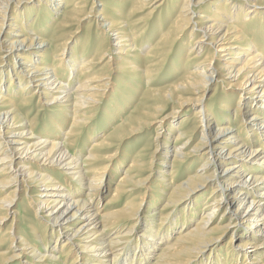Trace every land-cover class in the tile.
I'll list each match as a JSON object with an SVG mask.
<instances>
[{
	"label": "bare ground",
	"instance_id": "bare-ground-1",
	"mask_svg": "<svg viewBox=\"0 0 264 264\" xmlns=\"http://www.w3.org/2000/svg\"><path fill=\"white\" fill-rule=\"evenodd\" d=\"M12 1L14 0H0V29L4 20L9 17L6 14L9 10V3ZM117 1L121 5L126 4L125 0ZM138 1L153 9L152 6L162 0ZM254 1L245 0L248 7L239 1L231 3L228 7L224 0L217 3L218 5L210 11L208 16L202 14L194 17L193 7L201 5L203 0H196L193 3L190 0H184L175 17L173 26L178 25V29L182 30L190 29V36L195 32L200 34L188 50L185 65L188 66L193 61L202 60L201 65L204 70H187L182 79L174 86L171 85L169 89L172 88L175 92L177 88L187 89L196 95L205 92V89L212 84L221 83L226 86V89H237L240 93H237V106L233 112H230L228 101H222L219 114H216L219 115L218 118L207 111L208 107L203 103L204 94L195 99L193 104H198L199 109L194 118L201 123L200 131L204 135L191 151H184L189 144V137L182 131L175 134L172 150L166 147L168 143L165 141L168 140L166 138L163 139L164 143L158 153L157 149L160 146L157 145L152 156L158 154V162L155 166L159 175L158 181L161 183H165L162 179L164 175L169 176V181H171L178 167L192 164L195 161H200V163L194 172L186 179L184 178L185 180L177 183L175 187H169L170 194L159 209V213H153L149 218L145 216V219L141 217L140 206L148 204V199L152 197V188H148L150 174L144 177L149 171H146L145 164L137 158L130 160L125 174L123 173L124 175L118 180L119 184L113 189L111 198L105 202L103 208L95 209L93 212L92 208H94V202H99L103 196L102 189L104 188L100 189L99 184L103 182L104 175L110 179L113 168L118 167V164L116 166L113 164L115 157H112V154H108L109 156L104 160L97 159V151L106 148L110 150L117 138L126 134L123 132L124 129L134 125L144 116H149L148 113L137 111L135 117L125 121L119 129L117 128L118 131L107 135L103 141L90 145L91 149L87 157L79 163L74 158V153L66 149L65 145L74 142L71 138L76 136V128L88 118L86 109L92 107L89 103L96 102L97 92L101 91L100 86L103 90L106 84L97 85V81L93 80L89 81L90 84L86 83L88 77L81 73L82 68H85L83 62L80 64L81 69L77 71L78 75H83L76 78L77 87L71 92L69 85L64 84L61 72L67 69L66 63L69 64V69L75 66L76 56L59 64L58 68L50 65L43 66L41 61H38L40 56L37 53L45 50V41L40 39L38 41V35L28 33L27 38L12 39L8 42L7 56L15 55L17 65L16 63L7 65L10 71L6 74L7 76L5 75L6 80L8 85L15 86L17 81V87L22 88L17 89L20 94L15 95L10 91L14 87L10 89L5 87L6 90L2 92L4 84L0 83L2 86L0 88V222L8 214L13 215L7 233H1L0 264H10L11 261L19 260L18 258L24 256L25 260L21 262L22 264H65L64 261L68 255L73 257L70 264H128L126 262L131 247L126 244L131 240L129 236L135 224L141 221L143 231L132 239H136L134 241L136 242L135 251L137 249L132 257V264H145L150 254L160 244H162L159 248L160 252L154 256V264H200L203 261L209 262L208 264H225L228 259L233 264H237L238 259H241L242 264H264V39L254 36H249L247 39L243 30L250 21V16L252 17L256 12L249 3ZM42 2L50 9L58 6L56 1H51L52 7ZM91 4L96 5L97 0H92ZM132 6L133 3L129 7L132 9ZM233 8L234 12H232ZM87 16V18L90 17V15ZM234 17L241 26L238 24L234 26ZM93 18L95 19L92 23L97 30L106 31L108 27V32H116L118 42L113 45L116 48L109 50L123 57H119L121 62L115 63V68L122 66L129 72L141 74L146 78L150 71L148 67L144 69L145 59L151 53L146 57H141L140 53H137L134 38L130 39V47L124 51L122 46L128 35L123 33V27L111 22H107L108 25H106V19L102 13ZM13 23L14 30L18 32L23 30L24 26L18 19H13ZM262 30L264 32V27ZM259 43L260 47H258ZM99 50L101 53L98 55L97 63L94 64H101L107 59L105 57L107 52H104L102 47H99ZM214 54H219L222 58L221 66L210 65ZM107 60V64L112 61L111 57ZM240 60L243 65L236 68L235 64ZM206 61L208 63H205ZM58 70L61 72L59 73ZM71 71L72 69H70V74ZM105 79L107 78L104 77L98 81ZM0 81H3L2 75ZM28 90V94L24 93ZM4 92L7 94H2ZM9 93L15 97L22 96L18 105L9 98L11 97ZM34 96L43 105L50 103L64 105L61 106L64 112V115L60 116L62 120H51L55 132H62V121L67 123L70 121L68 130L63 132V138L59 136V140L64 139L63 142L60 143L53 139L48 143L46 139L51 138L48 133H37L34 121L29 124L26 122L28 107ZM244 96L245 99H242ZM165 97L169 100L171 95L165 94ZM43 100H45L44 103H42ZM155 109H158L157 113L161 107ZM250 112L253 114L247 119V114ZM163 119L158 120V131L164 130ZM235 121L241 123L239 131L231 126ZM175 127L170 128V132ZM159 133L155 135L156 139ZM185 139L186 141L183 142ZM257 143L261 145L254 148ZM47 147H49L48 150L44 151ZM108 159L110 162L103 164V161ZM247 170L252 174L245 175ZM60 175L65 176V179L60 180ZM73 180L76 181L77 187L76 184L69 183ZM31 186L36 189V196L39 197L34 202L36 208L33 216L45 213L46 216L40 218L49 223L51 231L57 234L55 245L52 247H48L46 243L43 244L42 237H35L37 234L32 225L30 230L34 238H38L37 240H26L23 229L14 224L16 212L11 211L14 205L13 200L16 195L22 193L27 195V190ZM168 186L169 183H167ZM8 188H11L10 192H7ZM139 188L146 189V191L141 193ZM38 189L43 191L37 192ZM209 189V193L205 196ZM82 196L84 199H81ZM121 198L126 199L125 204L111 211V208H114ZM155 199L156 202L157 198ZM153 206L154 204L152 206L149 204V207L153 208ZM167 207L171 211L165 214L163 212ZM199 207H202V211L205 210L200 214L199 220L189 228L183 229L184 225L192 222V217L198 213ZM179 212L183 213V217L177 222L176 216ZM156 218L159 221L158 229L152 233ZM224 220L227 221L223 222ZM79 222H82L81 225L74 228ZM160 228L162 231L158 234ZM177 228L178 232H175ZM112 230L114 232L110 234ZM228 233H231L228 243L232 242V237L236 233V240H241V242L236 245L237 252H230L227 246L226 251L224 250L225 256L229 254L230 256L225 257L223 261L218 254L220 252L215 253V256L212 255L216 252L215 247L218 246L217 243L221 241V237ZM38 243L42 246L40 247ZM6 245L8 247L4 249ZM212 249L215 251L211 252ZM57 254L61 256L57 257ZM248 259L249 262H247Z\"/></svg>",
	"mask_w": 264,
	"mask_h": 264
},
{
	"label": "rangeland",
	"instance_id": "rangeland-1",
	"mask_svg": "<svg viewBox=\"0 0 264 264\" xmlns=\"http://www.w3.org/2000/svg\"><path fill=\"white\" fill-rule=\"evenodd\" d=\"M42 1L48 3L50 6L52 4L51 1H56L58 3V6L54 7V9H50L45 7V4ZM125 1L127 5H121L117 0H97L96 5L91 4L92 0H14L9 3V10L6 14L9 17L8 19L4 20L3 25L0 29V76H3V81H0V83L4 84V86H0V88H4L2 90L3 92L8 87L9 89L14 87L10 91H12L15 95L20 94L17 89H21L22 87H17V81L15 82V86L8 85V81L6 80V74L10 71L8 70L10 68L7 65L12 63H16L15 65H17L15 55H12V57L7 56L6 47L10 40H21L24 37H29V34H36L38 35V41H45V50L37 53L40 56V60L38 61H41L40 63L43 66L50 65L54 68H58L59 64L71 59L72 56H76L75 59L77 60V62L75 61V66L70 68L72 69L71 74L69 64L67 63V71L65 70L64 72H61L60 70H58L59 73H63L62 80L64 81V84L69 85V89L71 92H73L77 87L78 83H76L75 81L76 78L79 77V75L82 76L83 74L88 77V81L86 80V83L90 84L91 82L89 81L93 80L97 81V85H102L103 83L106 84L103 86V90L102 86H100L101 91L99 90L97 92V97L95 99L96 102L94 104L89 103V105L92 107L86 109V117L88 118H86L84 122L82 121L81 124H79L78 128H76V136L74 138H71L72 140L74 139V142H70V144L65 145L66 149L74 153V158L77 159L79 163L83 162L87 157L88 151L91 149L90 145L99 143L103 141V138H105L107 135L109 136L113 132L118 131V129L125 121L137 115V111H144L145 113L147 112L149 116H144L143 119L136 122L134 125L128 127L127 129H124L123 132H126V134L120 135L117 138V141L115 140L116 142L113 143L110 150H107L106 148L97 151V159L101 158L104 160L107 156H109L108 154H112V157H115L113 164L114 166L118 164V167L116 166L113 168L110 179H107L105 175L104 178L102 176L103 182L99 184V187L100 189L104 188L102 189L103 196L99 200V202H94V208H92V212L95 209L98 210L101 207L103 208L105 202H107L111 198L113 189L117 184H119L118 180L122 175L125 174L128 167L127 165L130 160L137 158L145 164L146 171H149L145 173L144 177L150 174V182L148 181V188H152V197L148 199V204L145 205L146 207L140 206L141 217L142 219H145V216L146 218H149L153 213H159V209L166 201L167 196L170 194L169 187H175L177 183L179 184L180 182L185 180L188 175L194 172V170L200 163V161H195L192 162V164L178 167V169L175 170L171 181H169V176L164 175V178L162 177V179H164L165 183L159 182V175L156 172L155 165L158 162L157 153L161 150L162 143H164L163 139H168L165 140L168 141L166 147H170V150H172V147L174 146L173 143L176 137L175 134H178L179 131H182L187 135V137H189V144L184 151H191L195 144H197L201 136L204 135L203 132L200 131L201 123L198 122V119L194 118L199 109L197 106L198 104H193L196 101L195 99L204 94L203 103L208 107L209 110L207 109V111H210L211 114L218 118L219 115L216 114H219V108L222 101H228V104L230 105V112H233L237 106V93L240 92L237 89H226V86L221 83L212 84L205 89V92L197 93L196 95H194L195 93L187 89L177 88L176 92L173 91L172 88L169 89L171 85L174 86L175 83L182 79L187 70H204V67L201 65L203 64L202 60L193 61L188 66L185 65L188 57V50L190 49V46L193 45V43L198 39L200 34L198 32H195L192 36H190V29L182 30L178 29V25H172L175 17L179 13L184 0H162L161 2H158L154 6H152L153 9H151L149 5H144L141 1L138 0ZM195 1L196 0H190L191 3ZM221 1L224 0H203V2L200 3L201 5L193 7L194 17H198L202 14L208 16L210 11H212L214 7ZM238 1L243 2L244 6L246 7L249 6L245 3V0H226L225 3L229 7L231 3H237ZM132 3L133 6L131 9V7L129 6H131ZM249 3L253 6V8H255L256 12L252 17L250 16V21L247 23V25H245V29H243L245 32V36H247V39H249V36H254L255 38L261 37L262 39H264V32L262 30L264 27V0H255L253 3ZM233 7L235 8L236 6ZM130 9L131 11H129ZM230 10L231 9L229 8V11ZM234 11L235 9L232 10V12ZM99 13H102V15L105 16L106 25H108L107 22H111L114 24H120L123 27V33L125 35H128H126L127 38L124 39L126 40V42H124L125 45L123 44L122 46L124 51L127 50L126 48L130 47V39L134 38L135 46L138 49L137 53H140L141 57H146L149 53H151V55L145 59L146 62L144 61V69L145 67H148L150 71L146 78L141 74H137L132 71L129 72L125 67L122 66H117L120 68H115V63H120V58L123 56L117 55V52L112 51L116 48L113 45L118 42L116 40V32H108V27H106V31L97 30L94 26L93 23L95 18L93 17L99 15ZM87 15H90V17L87 18ZM231 15L233 16V13ZM13 19H18L19 22H21V25L24 26L22 31L18 32L14 30L13 27L15 25L13 23ZM233 20H235V24L233 23L234 26H237V24L238 26H241L237 22V19L235 17L233 18ZM227 25L228 24L226 23V26ZM257 28H260L262 31L260 29L258 30ZM238 29H240V27H238ZM128 33H130L131 35L129 36ZM15 34L16 36H13ZM258 41H260V39H258ZM260 45L261 44L259 43L258 47H260ZM99 47H102L104 49V52H107V54H105V57H107V59L111 57V63L107 64L108 60L105 59L101 64H94L97 63V59L99 57L98 55L101 53L100 50L98 51ZM109 49L112 50L110 51ZM243 58L241 59L242 62ZM15 60L16 62H14ZM220 60H222V58L219 57V54H214L212 63H210V65L221 66ZM241 60L238 62L236 61V68H239L241 65H243V63H240ZM31 61L34 60L31 59ZM83 62L85 65L83 64ZM205 63L208 62L206 61ZM80 64H83V66H85V68L87 69L82 68L81 73L83 74L78 75L77 71L82 67V65ZM114 69L116 71H114ZM104 77H106L107 79L98 81L101 78L103 79ZM29 90H31V88ZM29 90L24 93L28 94ZM2 94L7 93L4 92ZM11 94L9 93L8 95L11 96ZM142 94L144 95L143 97ZM165 94L171 95V97H169V100H166L167 98L165 97ZM231 94L233 95L231 96ZM21 97L22 96L20 95L18 97L11 96L9 98L12 99L16 105H18L22 100ZM242 99H245V96ZM44 102L45 100L42 101V103ZM61 106L64 105H58V103L43 105L41 104V102L39 103V100L35 96L32 98L29 104V113L25 117L26 122L29 124L31 123V121H34L35 130L37 131V133H48V135L51 136V138L46 139L48 143L53 141V139L58 140L60 143L63 142L64 139L60 138L59 140V136H62L63 138V132L68 130L70 121L68 123L62 121V132H55V130H53L54 127L51 120H62L60 116L64 115ZM159 106L161 107V110L156 113L158 109L155 108ZM251 114H253V112L247 114V119H249V116ZM229 116L232 119V116ZM160 119H163L165 125L164 130L162 129L161 131H158L157 125ZM240 124L241 123L235 121L231 126L234 130L238 129L239 131V129L241 128L239 126ZM173 126L176 127L172 132H170V128H173ZM35 130L34 132H36ZM157 132L160 133L158 135V138L156 139L155 135L157 134ZM185 141L186 139L183 142ZM157 145L160 147H158L157 153L152 156L153 151L155 150ZM259 145L261 144H255L254 148H258ZM48 148L49 147L45 148L44 151H47ZM169 155H171V153ZM110 159L103 161V164H108L110 162ZM170 160H172V158H170ZM100 163H102V161ZM116 170L118 172H116ZM250 173L252 174V172L247 170L245 172V175H249ZM68 177L70 176L68 175ZM59 179H65V176L60 175ZM69 183L75 185L76 181H69ZM167 183H169L168 187ZM75 186L77 187V184ZM139 190H141V193H144L146 191V189L144 190L142 188H139ZM10 191L11 188H8L7 192ZM41 191L43 190H37V192ZM209 191L210 189L206 191L205 196L209 193ZM35 192L36 189L31 186L27 190V195L22 193L18 196L16 195V197L14 198V205L11 209V211L16 212V215L14 216V224H16L17 227L23 229V235L25 236L26 240H37L39 237H42L43 244L46 243L48 244V247H52L53 245H55L57 234L51 231V225L49 223L40 218L45 217V213L40 214V216H33V211L36 208L34 202L35 200L39 199V197L37 198V193ZM157 192L161 194H158ZM155 198H157V203L155 202ZM81 199H84V197L82 196ZM125 201L126 199L121 198V200L117 202V205L114 208H111V211L121 208L125 204ZM149 204L150 206L154 204L153 208L149 207ZM55 208L52 210L54 211ZM201 208L202 207H199L197 209L198 213L194 214L195 216L192 217V222L184 225L183 229L189 228L193 225V223L199 220L200 214L205 211H202ZM170 211L171 209L167 207V209L163 213L167 214ZM12 217L13 215L10 213L3 221L0 222V237L1 233H7ZM182 217L183 213L179 212L176 216V221L179 222L180 220H182ZM226 221L227 220H224L223 222ZM141 222L135 224L133 232L129 236L131 240L128 244H126L127 246L131 247L130 254L128 255L129 262H126L128 264H132V257L137 252V249L135 251L136 242H134L136 239H132H134L136 235L140 234L143 231ZM81 223L82 222L77 223L74 228L80 226ZM154 223L155 225L152 226V233H155L158 229L157 226L159 221L157 220V218ZM31 225L35 227V232L37 234V236L35 237L39 236L38 238H34V235L30 230ZM44 226H46L47 228H45ZM161 231L162 229L160 228L158 234ZM113 232L114 231L112 230L110 234H112ZM175 232H178V228L175 230ZM236 237L237 233L234 237H232L231 243H228L229 239L231 238V233H228L225 236L221 237V241H219L217 243L218 246L216 245L217 247H215L216 252H214V255L212 256H215V253L220 252L218 254H220L222 260L225 257L228 258L230 254L229 256H225L227 246L229 247L230 252H237L236 245L239 244L241 240H236ZM48 241L50 242L47 243ZM39 245L40 247L42 246L41 244ZM161 245L162 244L156 246V249L150 254V258L145 264H154V256L157 252H160L159 248ZM7 247L8 245H6L4 249H6ZM213 249L211 252L215 251ZM57 252L59 253V250H57ZM26 253L28 254V252ZM59 256H61V254H57V257ZM68 256L64 261L65 264H70V260H73L72 256ZM24 258L25 256L18 258L19 260L11 261L10 264H22L21 262L25 260ZM27 259L29 260V258ZM247 262H249V259L247 260ZM208 263L209 262L207 261H203V263L200 264ZM225 264L233 263L230 259H228L227 261H225ZM237 264H242L241 259H238Z\"/></svg>",
	"mask_w": 264,
	"mask_h": 264
}]
</instances>
